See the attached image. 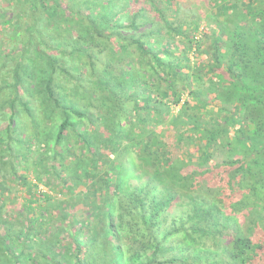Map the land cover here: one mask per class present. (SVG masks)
Wrapping results in <instances>:
<instances>
[{
    "label": "trees",
    "instance_id": "1",
    "mask_svg": "<svg viewBox=\"0 0 264 264\" xmlns=\"http://www.w3.org/2000/svg\"><path fill=\"white\" fill-rule=\"evenodd\" d=\"M157 1L5 0L26 28L0 85V264H264V0H206L200 40Z\"/></svg>",
    "mask_w": 264,
    "mask_h": 264
},
{
    "label": "rangeland",
    "instance_id": "2",
    "mask_svg": "<svg viewBox=\"0 0 264 264\" xmlns=\"http://www.w3.org/2000/svg\"><path fill=\"white\" fill-rule=\"evenodd\" d=\"M231 1H236V0H231ZM244 1V0H242ZM158 5L159 8H162V10H164V14L166 15V19H168L170 22H183V26H185L184 23L185 21L188 22V31L191 33H193V23H196L195 25H197V31L195 33L196 35V39L200 40L201 34H203V32H208V28L209 27H214V24L212 23V19L211 16H209L210 12H211V8L209 6V4H207L206 0H178L177 2H174L171 5H167L165 4L164 0H158ZM13 3V2H12ZM12 3L10 2L9 4L7 3L8 7H7V12H4L3 14L0 15V85L3 84L4 79L6 81V83H11V79H10V69L12 68V66H14V59L16 57H19V51L22 48L21 42H22V38L24 37V32H25V20L22 18L17 19L18 21L12 20L9 21L8 19H10V17H12L13 15H16V9L20 6L17 5L16 3L12 5ZM260 1H259V7H262V5H260ZM239 5H242V3H238ZM264 7V5H263ZM167 8V10H165ZM242 11V10H241ZM233 12V11H232ZM149 14V16L154 15L153 11H149L147 12ZM256 14H258V11H256ZM231 10L229 13H226L224 16H222L220 18V20L223 22V20L226 19V17H231ZM209 17V19H208ZM253 17V16H252ZM228 19V18H227ZM259 20V18H256L255 21ZM19 24V26H18ZM16 25L18 26V28L16 27ZM16 33H21L22 36H18L16 37L15 34ZM247 39H248V33H247ZM223 40H225V37H223ZM249 40V39H248ZM206 40L203 43V47L205 46ZM241 48H242V56H241V64L239 65V67L241 69H243V72H241L242 74H246V72H244L245 70H251L249 67V64L247 63L249 59L254 58V55L256 54V50L257 48L254 45L249 44L248 41H244L243 39H241ZM254 46V47H253ZM203 50L205 48H202ZM224 50L222 49V52ZM226 52H223V54H225ZM206 58H209L208 53H199L198 55L196 54L195 56L192 55L190 56V61L193 63H200L201 61L205 60ZM4 63V67H1V63ZM254 69H257V66H254ZM219 73H222V70L217 71L215 75H220ZM218 80V78L216 76H214V74H210L208 75L206 78H204V86L205 88L208 87V82H212V83H216ZM222 87V86H221ZM208 101V103L211 105V107L214 109V111L217 109V107H219L220 100H216L215 98H217V94L215 92L210 93V95H206L205 97ZM215 100H214V99ZM218 102V103H217ZM174 111L176 112L179 109V106L173 108ZM89 112L93 111V109H88ZM25 118L22 119V124L23 122L26 120H24ZM26 124L28 125V121L26 120ZM253 127H255V125L252 124ZM236 129H238V127H236ZM168 133V132H167ZM16 143V142H15ZM68 144L71 146V151H79V144L78 142H74L73 143V139L70 138L68 141ZM30 145V144H29ZM37 144L31 142V145L29 146V149H31L30 151H37ZM17 146L16 144L14 145V142L12 144V147ZM24 146H18L16 151H25V149H23ZM15 149V148H14ZM13 149V150H14ZM33 149V150H32ZM37 154H29V157L31 158V161L34 160V158H36ZM34 157V158H33ZM30 163V162H29ZM31 166H29L27 169V177L28 180L31 183H35L34 180V176H33V172H32V168H30ZM14 186H12L10 188V192L8 193L10 199L9 200H13L16 203L18 202H22L24 200V195H25V187H21L19 186V183H13ZM33 192L35 193H40V192H47L46 187L44 186L43 182L42 183H38V186L36 188H33ZM37 195V194H35ZM57 198L60 199H65L66 196L62 195V194H56ZM27 198V197H26ZM253 234L260 236V235H264V230L263 229H259L258 231H256V228L253 231Z\"/></svg>",
    "mask_w": 264,
    "mask_h": 264
},
{
    "label": "crops",
    "instance_id": "3",
    "mask_svg": "<svg viewBox=\"0 0 264 264\" xmlns=\"http://www.w3.org/2000/svg\"><path fill=\"white\" fill-rule=\"evenodd\" d=\"M7 3L5 2V0H0V15L3 14L4 12H7Z\"/></svg>",
    "mask_w": 264,
    "mask_h": 264
}]
</instances>
